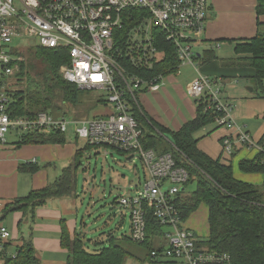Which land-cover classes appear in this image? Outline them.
I'll return each instance as SVG.
<instances>
[{
	"label": "built area",
	"instance_id": "obj_1",
	"mask_svg": "<svg viewBox=\"0 0 264 264\" xmlns=\"http://www.w3.org/2000/svg\"><path fill=\"white\" fill-rule=\"evenodd\" d=\"M130 9L142 12L132 29L146 38L131 36L124 49L116 44V34L124 29V15ZM126 16L133 18L131 13ZM208 17V0H0V154L10 133L20 138L28 131L72 133L88 145L112 146L133 156L138 153L151 179L141 191L121 196L118 202L129 210L130 237L136 243L146 241L148 217L153 214L161 228L155 235L151 257L166 258V264H225L229 255L212 251L185 225L177 195L185 188L189 172L176 164L172 153L159 154L144 145L142 128L131 112L127 96L134 95L133 85L157 90L163 76L137 77L125 70L122 59L151 67L160 52L152 35L158 29L175 47L180 65L191 64L198 70L196 47ZM25 38L35 39L46 48L66 50L69 63L61 66L63 78L82 89L103 91L111 111L84 120L55 117L47 111L33 117H13L9 112L10 92L20 69L17 49ZM17 39L19 46L6 50ZM129 74L132 78L128 81ZM187 93L196 100L207 98L205 111L215 109V123L231 131L222 139L225 154L232 156L237 149L247 148L264 157V143L255 141L246 125L236 121L232 105L220 96L217 81L199 72L187 86ZM10 238L0 215V262Z\"/></svg>",
	"mask_w": 264,
	"mask_h": 264
},
{
	"label": "trees",
	"instance_id": "obj_2",
	"mask_svg": "<svg viewBox=\"0 0 264 264\" xmlns=\"http://www.w3.org/2000/svg\"><path fill=\"white\" fill-rule=\"evenodd\" d=\"M256 10L258 16L264 15V0H257ZM127 13H131L133 18H127ZM140 15L142 12L138 9L126 11L124 29L116 34L117 45L125 49L132 28L141 19ZM152 35L155 38L154 45L162 56L153 60L151 67L136 66L128 58H123V67L130 73H136L146 79L177 72L181 62L173 44L167 41L158 29H154ZM31 47L35 50V56L44 64V69L40 72L35 70L32 74L30 70L34 68L29 69L25 62L22 63L21 72L16 73L10 92L12 100L9 112L13 117H33L39 111H63L60 117L65 116V108L68 109L81 101L80 87L66 81L60 73V67L69 63V55L64 49L46 48L39 44ZM234 52L238 59L249 60L251 66L256 69L254 80L264 94V32L260 31L250 39L238 40ZM215 57V52L208 49L197 55V62L199 63V59H202V63L209 62ZM127 99L133 116L142 128L144 145L147 148H155L159 137L167 138L170 147L164 148L162 153H172L176 164L189 172L185 187L189 183H197V189L190 194H185L184 190L178 193L177 204L185 220L202 203L208 206L209 235L203 243L212 251L227 253L229 260L225 264H264V181L259 186L240 180L235 177L230 160L212 158L199 149L194 133L215 123L218 114L215 109L205 111L207 98L196 101V117L186 122L178 131H172L144 116L131 94ZM99 102L108 105L104 97ZM65 136L60 132L28 131L21 135L17 144L64 143ZM239 166L244 172H260L264 175L262 153H258L253 159L241 160ZM78 167L77 160L75 164L65 168L54 183L6 205L0 210L1 220L10 212H26L29 208L35 209L44 205L48 199L74 194ZM148 220V235L143 245L149 246V258H152L155 235L161 227L153 214H149ZM123 240L132 239L130 236L118 239L111 234L107 244L104 240L88 243L82 233L77 232L71 237L65 227L62 231V245L68 248L70 253L68 264H125L127 257L133 253ZM2 258L5 264H41L31 241H25L14 255H8L4 250Z\"/></svg>",
	"mask_w": 264,
	"mask_h": 264
},
{
	"label": "crops",
	"instance_id": "obj_3",
	"mask_svg": "<svg viewBox=\"0 0 264 264\" xmlns=\"http://www.w3.org/2000/svg\"><path fill=\"white\" fill-rule=\"evenodd\" d=\"M208 2V24L196 50L201 55L205 50L212 49L216 57L204 63L199 59L198 70L191 64H181L177 72L162 77L157 90L150 89L147 85L138 87L133 85V96L144 116L172 131H178L197 115V100L187 93V86L201 72L220 84V96L232 105L236 121L246 125V129L255 141L264 142V97L254 94V88H250V84L255 82L256 69L251 66L249 60L238 59L236 54L229 58L217 55V49L226 42L233 45L234 52L238 40L250 39L258 32H264V15L257 14V0H208ZM184 68L190 72L185 74L181 82L178 78L186 72ZM125 70L127 71L126 68ZM133 74L140 77L136 73ZM187 75L189 79L184 81ZM127 78L129 81L132 77L127 76ZM140 78L144 79V77ZM151 94L156 104L150 101ZM110 111L111 108L107 105L106 110L101 113L105 112L102 115H106ZM230 132L226 127L211 123L196 131L194 138L198 140L199 149L212 158L230 160L236 178L262 185L263 173L244 172L239 166L241 160L253 159L258 154L256 150L242 148L229 157L224 153L222 139ZM65 135L64 143L18 145L15 140L7 141L0 154V209L3 210L17 198L26 197L32 191L41 190L54 183L63 174L65 168L75 164L77 160L80 161V157L86 154V149H89L85 148L88 144L72 133ZM13 136L19 138L17 133ZM81 140L84 143H81ZM77 196L75 191L70 196L48 199L44 205L35 209L29 208L26 212L8 213L2 220V224L11 232V238L5 246L6 253L14 255L17 248L25 241H31L41 264H68L70 253L68 248L62 245V231L65 227L71 237L78 232ZM208 235L209 224L207 237ZM200 240L203 242V239ZM132 253L126 264L169 262L166 258L142 259L140 251ZM2 263L5 264L4 259L0 262Z\"/></svg>",
	"mask_w": 264,
	"mask_h": 264
},
{
	"label": "rangeland",
	"instance_id": "obj_4",
	"mask_svg": "<svg viewBox=\"0 0 264 264\" xmlns=\"http://www.w3.org/2000/svg\"><path fill=\"white\" fill-rule=\"evenodd\" d=\"M135 35L138 39L146 38V36H143V33L136 34L133 29L130 36ZM19 42L20 41L17 39L15 43H11L9 47H6V50L11 48L16 49V46H19ZM21 43L22 45L17 49L21 56V62L19 64L20 69L17 73L21 72L22 63L24 62L29 69L32 67L34 68L30 70L32 74L35 70L38 72L42 71L44 69V64L38 59V56H35V50L33 51L31 47L38 44V42L32 38H25ZM234 54L233 45L229 42H226L221 48L217 49L218 56H227V58H229L234 56ZM157 56L160 58L162 54L159 52ZM184 69L186 72H183V75L179 76V81L183 79L185 74H189L187 72H190V70ZM60 73L62 74L61 67ZM188 79L189 77L187 75L184 81ZM252 87L254 88V94H259L261 97H264V94L256 82L250 84V88ZM104 95L105 93L99 89L80 88L79 97L81 101L79 104H74L68 109L65 108L67 111L65 116L77 120L105 114V112H101L106 110L107 105L99 102ZM149 99L153 104H156L152 94ZM51 114L55 117H60L63 111H51ZM13 135V133L8 135L9 142H13V140L18 141L19 138L16 139ZM80 142L84 143L82 140ZM167 147H170L168 139L159 137L154 149L160 154L162 150ZM132 154L133 153L119 151L112 146L102 145L86 149V154L80 157L75 191L78 195L76 197V199L78 198V233L84 235L86 242L90 243L97 240H104L107 244L108 237L111 234L118 239L131 235L129 210L122 207L118 200L121 196L135 195L136 192L141 191L151 179L150 173L144 161L141 159V156L135 153L134 156L129 159ZM169 186H171V183L165 187L168 188ZM196 189L197 183L192 182L185 187L184 193L190 194ZM208 210V206L202 203L185 222V225L191 227V229L203 240L207 239ZM123 242L130 251H140L142 253V259H149V246L135 243L132 240H123ZM155 244L156 240L154 241V246ZM129 258L128 256L127 259L129 260ZM126 263L127 261H125V264Z\"/></svg>",
	"mask_w": 264,
	"mask_h": 264
},
{
	"label": "water",
	"instance_id": "obj_5",
	"mask_svg": "<svg viewBox=\"0 0 264 264\" xmlns=\"http://www.w3.org/2000/svg\"><path fill=\"white\" fill-rule=\"evenodd\" d=\"M132 157H133V155H131V156L129 157V159L132 158ZM183 190H184V187L181 188V191H183Z\"/></svg>",
	"mask_w": 264,
	"mask_h": 264
}]
</instances>
